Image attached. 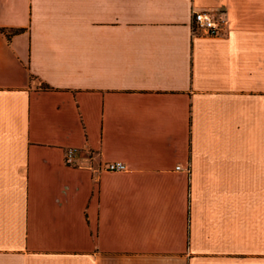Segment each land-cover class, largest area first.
Masks as SVG:
<instances>
[{
  "label": "crops",
  "instance_id": "0c3cea01",
  "mask_svg": "<svg viewBox=\"0 0 264 264\" xmlns=\"http://www.w3.org/2000/svg\"><path fill=\"white\" fill-rule=\"evenodd\" d=\"M0 264H264V0H0Z\"/></svg>",
  "mask_w": 264,
  "mask_h": 264
},
{
  "label": "built area",
  "instance_id": "2783aa9c",
  "mask_svg": "<svg viewBox=\"0 0 264 264\" xmlns=\"http://www.w3.org/2000/svg\"><path fill=\"white\" fill-rule=\"evenodd\" d=\"M226 21L222 17H216L206 11H193L191 16V31L193 34L202 33L204 35H218L225 26ZM76 149L67 148L64 151L65 163H73ZM125 168L121 162H106L103 169L107 171H121ZM179 166H175L178 169Z\"/></svg>",
  "mask_w": 264,
  "mask_h": 264
}]
</instances>
